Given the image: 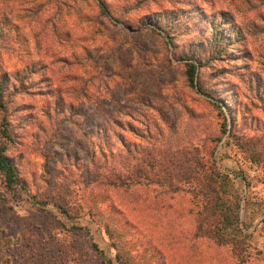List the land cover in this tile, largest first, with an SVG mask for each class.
<instances>
[{"label": "rangeland", "instance_id": "obj_1", "mask_svg": "<svg viewBox=\"0 0 264 264\" xmlns=\"http://www.w3.org/2000/svg\"><path fill=\"white\" fill-rule=\"evenodd\" d=\"M0 85V264H264V0H0Z\"/></svg>", "mask_w": 264, "mask_h": 264}, {"label": "trees", "instance_id": "obj_2", "mask_svg": "<svg viewBox=\"0 0 264 264\" xmlns=\"http://www.w3.org/2000/svg\"><path fill=\"white\" fill-rule=\"evenodd\" d=\"M189 66H190L189 71H188L189 72V78H190V81L193 83L195 81V75H196V71H197L196 67L197 66L195 64H191ZM3 92L4 91L0 85V107H2V108H3V105L1 102V98H2ZM220 109H221V107H220ZM224 128L225 129L227 128V123H224ZM2 134L7 136V138L10 139V135H9L7 129L3 130ZM7 151H8L7 143L0 145V174L3 177V181L5 183L6 189L9 192H15L17 189L22 188V181L20 180V177H19L18 168H17L15 162L9 156H7ZM215 193H216V191H215ZM224 199L221 197V194H219L217 192V195H216L217 205L215 206V210H217V211L220 210L222 213L224 211H227V213H230L231 215H233V214H235V210L240 209L239 204L237 206L231 205V204L229 205L228 202ZM223 217H224V220L222 221V223L224 222L225 224H230V225L234 224V220H229L228 215H224ZM234 218H235V216H234ZM215 236L219 242H222V243L226 242L224 233H217V235H215ZM233 244H236V243H233ZM238 246H240V244H238ZM94 247L97 248V245L95 244ZM117 260H120V257L117 256ZM121 264H124V263H121Z\"/></svg>", "mask_w": 264, "mask_h": 264}]
</instances>
